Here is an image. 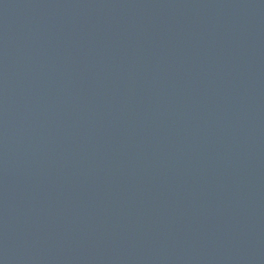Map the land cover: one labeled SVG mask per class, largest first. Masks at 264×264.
<instances>
[{
    "label": "water",
    "instance_id": "1",
    "mask_svg": "<svg viewBox=\"0 0 264 264\" xmlns=\"http://www.w3.org/2000/svg\"><path fill=\"white\" fill-rule=\"evenodd\" d=\"M0 264H264V0H0Z\"/></svg>",
    "mask_w": 264,
    "mask_h": 264
}]
</instances>
